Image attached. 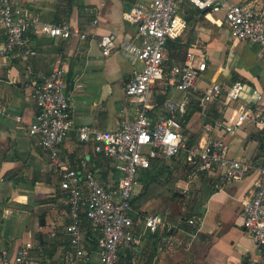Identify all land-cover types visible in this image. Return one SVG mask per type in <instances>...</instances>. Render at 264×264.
<instances>
[{
  "label": "crops",
  "instance_id": "obj_1",
  "mask_svg": "<svg viewBox=\"0 0 264 264\" xmlns=\"http://www.w3.org/2000/svg\"><path fill=\"white\" fill-rule=\"evenodd\" d=\"M149 1L34 0L29 11L42 22L66 23L86 38L81 40L76 33L68 40L30 34L32 55L22 57L16 52L0 56V259L13 260L26 243L33 246L27 264H57L72 253L64 234L69 220L66 193L60 188L61 170L38 139L28 134L36 114L33 93L39 83L37 74H48L60 65L71 95L72 128L59 147L60 166L79 176L91 172L103 183L113 181V163L95 153L92 142H79L76 130L87 125L108 132L135 118L124 86L140 69L125 50L133 42L136 26L126 22L123 14L137 2ZM237 3L264 6V0H225L226 6ZM224 15L223 9L200 11L180 0L177 16L184 26L166 48V68L183 63L187 51L206 65L198 73L196 91L188 96L186 113H192L183 134L190 142L205 135H221L213 130V122L228 116L230 106L235 105L224 106L223 94L236 80L245 88L237 104L264 111V46L233 40ZM103 35L111 37L115 46L108 56H102L98 46ZM3 41L0 26V47ZM213 84L221 88V96L200 107L199 98ZM252 90L260 97L256 102ZM151 93L156 103L151 114L156 116L164 114L166 101L181 97L177 91L159 85ZM221 136L230 158L254 168L264 166V129L249 122ZM157 163L165 172L149 186L161 185L163 197L149 196V200L147 188L139 182L133 198L139 197L137 218L143 217L140 212L151 210L163 217L164 224L155 234L142 236L134 264H264V250L254 245L242 226V203L250 195L255 171L238 182L220 184L215 175H193L183 157L180 163L160 158ZM187 197L186 204L182 199ZM138 228L143 232L141 226ZM82 232L88 257L97 259L98 249L87 240L84 224ZM128 260L126 255L121 261L131 264Z\"/></svg>",
  "mask_w": 264,
  "mask_h": 264
},
{
  "label": "built area",
  "instance_id": "obj_2",
  "mask_svg": "<svg viewBox=\"0 0 264 264\" xmlns=\"http://www.w3.org/2000/svg\"><path fill=\"white\" fill-rule=\"evenodd\" d=\"M33 1L0 0V26L4 34L1 57H9L16 52L22 57L32 55L30 34L68 40L76 33L79 39L86 38L85 34L73 32L66 23L53 25L42 22L29 11ZM184 1L200 11L218 12L223 9L233 40L264 46V6L242 3L226 6L225 0ZM179 2H137L123 14L126 22L136 26L133 42L125 50L134 62L140 64V69L124 86V95L136 111L135 118L108 132L97 131L87 125L76 130L79 142H92L94 152L113 163L119 175L117 180L103 183L91 172L79 176L75 171L60 166L59 147L72 128L71 95L60 65L48 74H37L39 83L33 93L36 114L28 127V134L38 139L52 163L61 170L60 188L66 193L68 202L69 223L64 234L72 253L57 264H124L121 256L126 255L129 256L128 262L134 264L140 253L142 236L145 233L155 234L164 224L160 214H149L136 220L129 214L139 173L147 170L154 159H172L180 153L193 175H215L220 184L238 182L250 171L256 172L250 195L242 203V226L254 245L264 250V166L254 168L230 158L221 136L231 134L249 122L264 129V111L237 104L245 88L236 80L223 94L224 106L235 105L230 106L228 116L213 122V130L221 135H205L194 143L181 134L184 130L181 119L188 109V96L196 91L198 73L203 72L206 65L203 60L197 62L194 53L187 51L183 63L170 68L164 66L166 48L184 26L177 16ZM96 23L93 20L92 25ZM98 46L102 56H108L115 47L112 38L107 35L100 36ZM157 85L177 91L181 97L166 101L164 114L156 116L151 114L156 105L151 92ZM221 94L218 85H211L199 98V106L204 107ZM251 95L254 102L260 98L255 91ZM82 215L91 231L99 237L95 260H90L83 246ZM139 226L143 231L141 233ZM32 249L33 246L26 243L18 249L13 260L2 257L0 264H27Z\"/></svg>",
  "mask_w": 264,
  "mask_h": 264
},
{
  "label": "trees",
  "instance_id": "obj_3",
  "mask_svg": "<svg viewBox=\"0 0 264 264\" xmlns=\"http://www.w3.org/2000/svg\"><path fill=\"white\" fill-rule=\"evenodd\" d=\"M169 62L170 63H173V58L170 57L169 58ZM183 62V61H182ZM181 64V63H180ZM174 65V64H173ZM173 65H169V68L172 67ZM175 65H179V64H175ZM191 113H189L188 111V114L186 113L185 117L183 118L182 120V126L183 128H185V123L186 121H188V119L190 118L191 116ZM183 157V154H179L178 156L172 158V160L174 159L176 162L180 163V160L182 159ZM184 158V157H183ZM156 159L152 160L150 162V167L147 169V170H144L142 171L140 174H139V177H138V183H142L145 185V188H148L150 183L154 180V179H157L159 176H161L163 174V172H165L164 170V166L162 165H156L158 164L157 162H154ZM186 168L187 170L189 171L190 170V167L188 165H186ZM187 171V172H188ZM114 174L112 176V179L114 180H117L119 175L113 170ZM139 198V197H138ZM139 200V199H137ZM137 200L135 198H132L131 201H130V208H131V211L129 212L130 216L136 220L137 219V214L135 213V202L137 203ZM82 219H83V224H84V227L86 228L87 230V240L94 246V247H97V243H98V235L93 233L91 231V229L89 228V225L87 224V222H85V219H84V216L82 215ZM91 233V234H90ZM121 260H122V256H121Z\"/></svg>",
  "mask_w": 264,
  "mask_h": 264
},
{
  "label": "rangeland",
  "instance_id": "obj_4",
  "mask_svg": "<svg viewBox=\"0 0 264 264\" xmlns=\"http://www.w3.org/2000/svg\"><path fill=\"white\" fill-rule=\"evenodd\" d=\"M187 137V136H186ZM154 162H158V158L154 161ZM178 174V172H177V170H174V176H176ZM157 185H159V184H157ZM163 185V184H162ZM159 186H161V185H159ZM159 186H156V185H154V184H152L151 186H149L146 190H148V192H149V194H147V196H148V199H149V196L151 197V199L152 198H154L155 196H158L159 194H160V196L161 197H163V193L162 192H164L163 191V189L161 190L160 189V187ZM168 187H169V185H167ZM137 187V186H136ZM135 187V188H136ZM153 188V189H152ZM155 188H158V189H155ZM168 193V192H167ZM171 194V193H170ZM135 199L137 200V199H139L138 198V196H136L135 197ZM163 199H165V198H162V200ZM150 200V199H149ZM164 201V200H163ZM182 201L183 202H185L186 204L188 203V197L185 199V200H183L182 199ZM138 202H139V200H137V204H138ZM136 204V202H135V206L137 205ZM154 212L153 211H151V210H149L147 213H143V212H140V214L141 215H143V216H146V215H149V214H153Z\"/></svg>",
  "mask_w": 264,
  "mask_h": 264
},
{
  "label": "water",
  "instance_id": "obj_5",
  "mask_svg": "<svg viewBox=\"0 0 264 264\" xmlns=\"http://www.w3.org/2000/svg\"><path fill=\"white\" fill-rule=\"evenodd\" d=\"M253 91V90H252ZM183 133V131H181V134Z\"/></svg>",
  "mask_w": 264,
  "mask_h": 264
}]
</instances>
